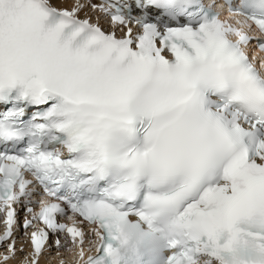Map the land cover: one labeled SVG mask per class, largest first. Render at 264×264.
Returning <instances> with one entry per match:
<instances>
[{"label": "snow or ice", "instance_id": "obj_1", "mask_svg": "<svg viewBox=\"0 0 264 264\" xmlns=\"http://www.w3.org/2000/svg\"><path fill=\"white\" fill-rule=\"evenodd\" d=\"M253 49L264 0H0V264H264Z\"/></svg>", "mask_w": 264, "mask_h": 264}, {"label": "bare ground", "instance_id": "obj_2", "mask_svg": "<svg viewBox=\"0 0 264 264\" xmlns=\"http://www.w3.org/2000/svg\"><path fill=\"white\" fill-rule=\"evenodd\" d=\"M23 243L24 245V248H25V251H30V244L28 241H20L17 243V247L19 248L20 247V244ZM48 254L50 255V257H47V256H44L41 258V261H40V264H60V260L59 259H62L60 257V255H64L63 251L61 250V253L59 256L56 255V251L55 249H52L48 252ZM48 258H51L50 260H47ZM63 260V259H62ZM59 261V263H58ZM64 264H67L66 262H64Z\"/></svg>", "mask_w": 264, "mask_h": 264}, {"label": "rangeland", "instance_id": "obj_3", "mask_svg": "<svg viewBox=\"0 0 264 264\" xmlns=\"http://www.w3.org/2000/svg\"><path fill=\"white\" fill-rule=\"evenodd\" d=\"M61 261V260H60ZM58 263H59V261H58Z\"/></svg>", "mask_w": 264, "mask_h": 264}]
</instances>
